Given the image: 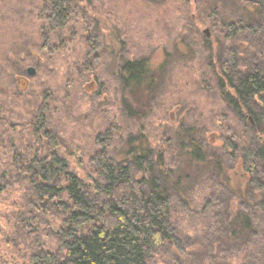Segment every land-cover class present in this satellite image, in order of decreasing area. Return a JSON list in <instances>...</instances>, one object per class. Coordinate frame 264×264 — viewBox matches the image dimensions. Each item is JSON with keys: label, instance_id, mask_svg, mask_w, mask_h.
Instances as JSON below:
<instances>
[{"label": "rangeland", "instance_id": "rangeland-1", "mask_svg": "<svg viewBox=\"0 0 264 264\" xmlns=\"http://www.w3.org/2000/svg\"><path fill=\"white\" fill-rule=\"evenodd\" d=\"M73 1L74 7L67 26L53 39L51 49L43 50L40 47L42 39L37 33L40 27L35 20L42 0H0V49L4 51L6 46L11 48L17 42H20V47H26L27 42L31 50L37 45L33 49L32 58L30 57L31 63L29 61L21 75L17 76L18 84L24 91L31 89L42 95L47 90L49 93L55 92L61 99L56 107H49L48 118L54 126L57 124L61 127V135L67 143L62 150L67 155L70 169L88 180L93 169L90 160L98 150L95 142L97 133L106 128V125L101 128L98 126L105 124L108 119L112 122L114 132L108 154L115 158L123 157L129 149V140L142 144L143 148L151 145L156 149L169 151L165 164L172 167L173 175L168 176L164 185L175 197L174 202L180 199L176 203L181 204L180 208L190 206L191 209H196L209 200L217 204L216 211L220 212L210 219L215 229L214 235L208 231V220H200L196 214L190 215L187 211H179L180 209L176 212L180 233H186L190 238L191 246L187 250L190 253L187 255L193 261L191 264H248L245 258L249 259L250 255L247 254L250 250L252 257L258 260L257 264H264V255L259 252L260 244H264V220L259 221L257 234L252 238L244 228H238L234 237L231 235L234 234L231 224L238 217L241 218V203L252 205L254 201L260 202L262 197L261 191L252 184L251 174L243 169L239 156L235 163H228L226 158L221 163L218 160L220 151L226 144L225 136L234 135L233 127L237 125L238 119L215 90V73L212 68L213 63L220 65L216 62L217 53L221 51L219 40L225 46L224 50L235 48L237 60L242 66H264V2ZM213 11L218 14L212 13ZM233 19L242 24L247 20L257 26L258 31L251 37L252 42L243 34L237 35L232 42L226 34L223 35L221 20L228 22ZM11 31L15 32L13 36H10ZM85 33L96 36L103 47L101 58L94 62L89 71L82 69L87 62V46L82 39ZM120 48L125 50L126 58H149V68L158 74V80L162 83L150 102L142 103L139 100L141 104L132 106L139 110L140 118H128L124 111L114 66L116 56L120 55ZM5 70L12 72L7 66ZM30 70L34 73L29 74ZM5 83L4 87L7 88L6 77ZM67 92L70 97L66 99ZM27 119L30 121L28 117ZM25 120L26 118L21 120L15 115L7 124L3 122L0 128V154L5 146H12L13 131L22 135L21 123ZM180 124L184 127H180ZM192 125L195 129L203 130L204 141L210 147L207 146L205 150V154L210 151L211 156L207 164L191 166L186 156V152L190 150L185 148L181 151L184 155L179 153L181 141H186L188 137L182 130ZM239 129L242 130L240 127ZM139 132H143L145 138ZM238 135V142L246 138L242 132ZM164 146L166 148L163 149ZM12 155L13 153L3 159L0 157V163L11 160ZM213 155L216 156L212 157ZM212 158L218 164L211 162ZM179 175L184 179L176 185ZM21 195L20 190L18 193L11 191L0 197V203L19 202ZM13 209L0 207V219L5 215L16 218ZM46 220L49 221L47 224L41 221L37 226V233H41L39 237H42L40 246L55 247L56 241L52 236L47 238L46 233H52L56 222ZM0 222L3 227L5 223ZM237 224L234 225L238 227ZM31 231V227L25 232L16 230L20 236L24 235L21 242L25 245L22 252L16 251L17 247H14L13 254L20 258L19 261L25 253L39 248L34 246L32 236L29 235ZM0 237L7 239L1 235ZM209 239L214 241L213 245L208 244ZM242 243L244 244L239 247ZM8 244L9 246L6 244L7 246L0 248V264H13V261L5 257L6 250L8 252L11 246L10 241ZM245 244L248 247L243 251Z\"/></svg>", "mask_w": 264, "mask_h": 264}, {"label": "trees", "instance_id": "trees-1", "mask_svg": "<svg viewBox=\"0 0 264 264\" xmlns=\"http://www.w3.org/2000/svg\"><path fill=\"white\" fill-rule=\"evenodd\" d=\"M73 3V0H42L35 20L40 27L37 33L42 39L40 47L43 50L51 49L53 39L67 26ZM220 28L230 42L239 34L252 42L251 37L258 31L253 22L246 20L242 24L235 19L228 22L221 20ZM13 33L11 31L10 36ZM85 34L82 39L87 46V62L82 69L89 71L101 58L103 47L96 36ZM219 42L221 51L217 53L216 62L220 65L212 64L215 90L238 123L233 127L234 135L225 136L226 144L218 160L221 163L226 158L228 163H235L239 156L243 169L252 176V184L261 191L260 202L254 201L252 205L241 203V218L233 222H238V227L231 224L234 227L232 236L238 228H244L252 238L257 234L259 221L264 220V66H242L237 60L235 48L224 50L222 41ZM25 44L26 47H20V42H17L11 48L6 46L4 51L0 49V82H3L0 83V128L4 121L7 124L15 115L21 120L26 118L21 123L22 135L13 131L12 146H5L0 154L3 159L13 153L11 160L0 163V197L11 191L18 193L20 190L22 193L19 202L0 203L1 208H14L13 213L17 215L16 218L5 215L0 219L5 223L1 227L0 222V235L7 238L0 237V248L9 246V241L11 243L5 257L13 264H191L193 261L187 255L190 253H187L191 246L190 238L188 234L180 233L176 212L180 209L190 215L196 214L200 220H208V231L214 235L210 219L220 212L216 211L217 204L209 200L191 209L190 206L180 208L181 204H176L180 199L174 202L175 197L164 185L168 176L173 175L172 167L165 164L169 151L151 145L143 148L142 144L129 140V149L123 157L115 158L108 154L114 133L112 122L108 119L98 126L106 125V128L97 133L95 142L98 150L90 160L93 169L88 180L70 169L67 155L62 150L67 143L61 135V127L54 126L48 118L49 107H56L61 99L55 92L45 90L40 95L31 89L24 91L18 84L17 76L21 75L29 61L31 63L33 49L37 47L35 45L31 50L27 42ZM115 59V74L126 116L140 118L141 113L132 106L141 104L139 100L150 102L162 83L158 74L149 68V58H126L125 50L120 48V55ZM6 66L12 72L5 70ZM5 77L7 88L4 87ZM69 97L67 92L66 99ZM193 126L182 130L188 137L186 141H181L179 153L184 155L181 151L187 148L190 150L186 152L190 165H204L210 160V151L205 154L208 145L204 141L203 130ZM180 127L184 125L180 124ZM239 132L246 137L242 142H238ZM139 133L145 138L143 132ZM213 163L218 164L216 161ZM181 179H184L183 176H177L176 185ZM46 219L56 222L52 233H46L47 238L52 236L56 241L55 247L40 246L42 237H39L41 233H37V226L41 221L47 224L49 221ZM29 227L32 228L29 235L34 246L39 248L25 253L19 261L20 258L13 254L14 247L22 252L25 245L21 242L24 235L20 236L16 230L25 232ZM207 241L213 245L212 239ZM247 247L245 244L242 250ZM259 252L264 255V244H260ZM251 254L252 250L247 254L249 259L245 258L246 263L257 264L258 260Z\"/></svg>", "mask_w": 264, "mask_h": 264}, {"label": "water", "instance_id": "water-1", "mask_svg": "<svg viewBox=\"0 0 264 264\" xmlns=\"http://www.w3.org/2000/svg\"><path fill=\"white\" fill-rule=\"evenodd\" d=\"M28 72H29V74H33V73H34V71H33V70H32V71L30 70V71H28Z\"/></svg>", "mask_w": 264, "mask_h": 264}]
</instances>
